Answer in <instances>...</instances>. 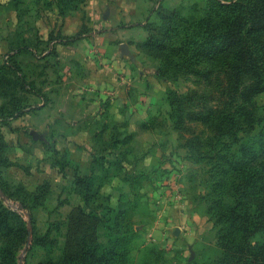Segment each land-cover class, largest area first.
<instances>
[{
  "label": "rangeland",
  "instance_id": "rangeland-1",
  "mask_svg": "<svg viewBox=\"0 0 264 264\" xmlns=\"http://www.w3.org/2000/svg\"><path fill=\"white\" fill-rule=\"evenodd\" d=\"M213 1L0 0V255L18 246L19 264H76L84 247L108 264L222 256L207 194L238 156L264 152V92L249 91L250 76L227 92L223 68L206 57L198 68L213 73L185 72L184 26ZM156 40L180 67L152 53ZM169 89L194 98L173 118ZM208 109L225 117L208 125ZM89 154L92 182L78 185Z\"/></svg>",
  "mask_w": 264,
  "mask_h": 264
},
{
  "label": "trees",
  "instance_id": "trees-1",
  "mask_svg": "<svg viewBox=\"0 0 264 264\" xmlns=\"http://www.w3.org/2000/svg\"><path fill=\"white\" fill-rule=\"evenodd\" d=\"M184 33V46L180 50H184L185 72L204 73L207 77L214 69L202 70L198 65L209 58L213 65L223 68L227 92L235 91L244 76L252 78L249 91L264 92V0H215L194 24L184 26ZM165 35L168 38L169 34ZM152 46L156 49L152 53L165 64L180 67L177 62L172 64L163 53L165 44L156 40ZM203 57L206 59L203 60ZM194 63L197 66H193ZM174 95L178 98L173 99ZM167 98L172 118L175 117V107L184 105L185 109L194 99L193 93L178 95L170 89ZM208 110L211 111L205 121L208 125L225 117L224 114H213L218 109ZM226 133L234 135L229 128ZM224 158L231 164L228 156ZM236 159L238 163L233 172L222 179L211 180L207 194L219 210L215 217L219 224L217 245L223 251L222 256L212 264H264V152H253L246 161L240 156ZM241 163L244 165L240 166ZM92 177L91 174L77 172L74 180L78 185L86 183L89 186ZM226 197H230L231 201L225 200ZM83 198L85 203L87 198L84 195ZM1 227H7V224L0 221ZM17 250L18 246H15L8 253L1 254L0 264H19ZM110 258L95 248L84 247L76 264H108Z\"/></svg>",
  "mask_w": 264,
  "mask_h": 264
},
{
  "label": "crops",
  "instance_id": "crops-1",
  "mask_svg": "<svg viewBox=\"0 0 264 264\" xmlns=\"http://www.w3.org/2000/svg\"><path fill=\"white\" fill-rule=\"evenodd\" d=\"M119 57V56H118ZM118 78H119V76H117V78H116V86H115V88H114V92H115V95H119L120 93H121V87H122V85H123V83L124 82H122L121 80H123V78L121 77V80L119 79L118 80ZM136 78V77H135ZM137 80H138V83L140 84V86L143 84V85H147L148 83L146 82V79L143 77V76H139L138 75V77H137ZM108 81V80H107ZM129 106H130V103H129ZM128 106V107H129ZM127 108V107H126ZM128 109V108H127ZM153 109H157V105L156 104H151L150 106H148L147 108L145 107L144 108V110L146 111V112H149L147 115H146V118H143L144 119V121H146L147 120V117L150 115V114H152V113H154L155 112V110H153ZM141 110H143V109H141ZM141 118V117H140ZM36 131V130H35ZM32 136V135H31ZM43 139H44V137H43ZM43 139H41V140H43ZM150 155H151V153H147L146 155H144V157H143V159H142V163L140 164L141 166H140V169H146V168H148V164H150L151 163V159L152 158H154L153 157V155H151V157H150ZM89 160L88 161H86V163L84 164V169H82V171L80 172V174L81 175H88V174H91L92 173V164H91V162L93 161L92 159V157H91V155L89 154Z\"/></svg>",
  "mask_w": 264,
  "mask_h": 264
},
{
  "label": "water",
  "instance_id": "water-1",
  "mask_svg": "<svg viewBox=\"0 0 264 264\" xmlns=\"http://www.w3.org/2000/svg\"><path fill=\"white\" fill-rule=\"evenodd\" d=\"M121 50H122L123 53L131 56V52L128 50V47H127L126 44H121ZM30 134L32 135L33 138L43 139V135L38 133L35 130H31Z\"/></svg>",
  "mask_w": 264,
  "mask_h": 264
}]
</instances>
